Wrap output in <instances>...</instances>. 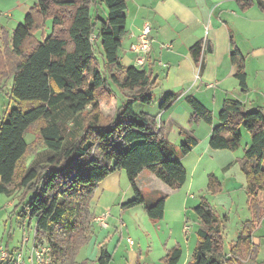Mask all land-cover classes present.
Listing matches in <instances>:
<instances>
[{
	"label": "trees",
	"instance_id": "trees-1",
	"mask_svg": "<svg viewBox=\"0 0 264 264\" xmlns=\"http://www.w3.org/2000/svg\"><path fill=\"white\" fill-rule=\"evenodd\" d=\"M237 2L243 11L254 4L264 10V0ZM94 4L105 7L106 18L93 13ZM127 6V0H36L24 22L11 35L5 34L4 52L17 59L6 79L12 81L9 95L17 105L8 107L0 118V194L16 195L14 211L22 206L17 212L22 225L29 218L27 225L31 227L35 219L37 236L52 246L53 264H80L77 254L90 239L91 203L98 186L110 174L125 171L134 193L120 208L142 205L154 222L163 219L167 195L155 198L144 194L138 187V176L149 170L172 189L182 188L188 179L181 157L189 154L198 140L185 133L177 150L156 116L135 110L138 103H153L158 79L121 61ZM49 19L52 33L33 40V47L27 50V41L43 30ZM98 43L102 64L95 52ZM202 43L191 46L195 61ZM231 44L235 76L246 92V56L233 37ZM210 51L207 45L206 52ZM112 86L129 95L110 119L104 118L100 103L106 91L113 93ZM178 96L169 93L160 108L169 109ZM186 100L193 110L192 123L202 120L213 126L211 148L237 151L242 128L251 137V144L238 160L246 179L250 218L227 252L223 221L202 198L194 208L199 227L189 264H235L242 252L258 264L261 245L254 243L253 236L264 220V108L246 111L241 102L228 99L219 111L218 124L213 125L210 110L194 97ZM32 128L36 140L28 143L25 136ZM29 158L32 161L28 164ZM220 186L211 173L208 188L217 192ZM59 229L67 234L64 241L56 236ZM182 254V247L175 246L165 260L177 264ZM111 262L107 245L101 246L98 263Z\"/></svg>",
	"mask_w": 264,
	"mask_h": 264
},
{
	"label": "crops",
	"instance_id": "crops-1",
	"mask_svg": "<svg viewBox=\"0 0 264 264\" xmlns=\"http://www.w3.org/2000/svg\"><path fill=\"white\" fill-rule=\"evenodd\" d=\"M127 3V33L119 51L124 65H135V53L130 47L136 42L142 26L146 22L152 24V50L148 55L147 63L141 68L158 79V86L153 93L155 99V92L159 91V97L155 104L154 101L148 108L140 107L141 110L156 116L158 121L161 120L159 122L166 131L168 141L175 147L180 146L185 140V133L198 140L197 146L189 154L181 157V162L188 172L187 182L182 188L172 189L149 170H144L137 178L138 187L144 194L155 198L167 195L163 219L153 223L170 229V234L173 236H169V239L173 238L175 243L168 251L178 245L182 247L180 237L177 239L175 232L177 226L183 227L185 232L183 239L188 246L190 245L184 263L189 264L197 241V238L192 237L187 231L186 225L188 208L191 206L190 197L194 196L191 192L187 194L194 186L192 177L189 180V174H201L198 170L202 167V163L211 166L215 159L224 168H228L244 156L250 144L239 158L236 151L211 148L209 141L213 126L202 120L191 122L193 110L186 98L194 97L210 110L213 114V125L218 124L219 111L228 99L241 102L246 111L264 108V10L254 4L243 11L237 0H127ZM132 5L135 10L132 9ZM231 37L246 56L248 84L246 92L241 90L235 76L236 67L230 59L233 49ZM205 40L212 51L206 52L203 67L198 73L191 46ZM164 44L169 46L164 47ZM159 69H164L165 76L161 75L162 71ZM169 93H177L179 96L169 109H161L160 105ZM187 164H190V169L187 168ZM203 173L208 176L214 173V170L203 167ZM112 175L114 173L102 181V184H106L102 191L100 189L96 191L91 203L94 218L104 209L102 199L115 193V183L109 180ZM185 188L186 194L182 195ZM146 190L148 192H145ZM10 197L16 198V195ZM17 203L18 200H14L10 205L16 206ZM20 209L18 207L16 213ZM105 209L110 212L111 208L108 205ZM120 210L121 216L125 215L126 210L121 208ZM122 224L127 226L123 221ZM263 225L264 220L260 227ZM97 226L99 224L94 223L90 232L92 238L93 230ZM253 241L262 246L261 240L256 242L254 236ZM103 245L100 243V247ZM239 261H242V257ZM249 261L247 257L242 262L249 264ZM257 263L259 264V259Z\"/></svg>",
	"mask_w": 264,
	"mask_h": 264
},
{
	"label": "rangeland",
	"instance_id": "rangeland-1",
	"mask_svg": "<svg viewBox=\"0 0 264 264\" xmlns=\"http://www.w3.org/2000/svg\"><path fill=\"white\" fill-rule=\"evenodd\" d=\"M35 3L36 0H0V52L2 53V55L0 54V86L4 85L2 91L0 90V118L8 107H15L17 105L16 100L11 99L9 95L12 81L11 79L6 80L7 77H9L7 71L12 72L14 70V63L17 59L15 55L9 51L4 52L5 34L8 33L11 35L14 29L20 23L24 22L26 13L35 6ZM93 6V13L97 11L102 18H106V9L103 5L94 4ZM132 9L135 10L133 5ZM52 29V21L49 19L46 22L44 29L39 31L35 36H33V38L27 41L26 49L30 50L33 47L31 45L33 40H36V38L43 39L50 35L52 33ZM98 46H100L99 43L95 47V52L99 57L100 64H102V56L98 50ZM159 70L162 71L161 75L165 76L164 69ZM3 73L7 75L2 77ZM112 90L113 93L106 91L103 94V98L100 103L104 118L111 119L115 117L118 107L123 104V101L129 95L128 91L120 92L113 86ZM155 95L156 98L154 99L155 102L153 101L154 104L157 102L159 97V91H156ZM140 107L148 108L149 105L139 103L136 104V112L141 111ZM159 121L161 120L159 119ZM241 131L243 139L240 148L236 151L238 158L241 156L247 145L251 144L249 132L245 128H242ZM25 138L28 143L36 140L34 128L26 133ZM172 143L174 142L172 141ZM176 149L179 150V145L176 146ZM179 156L181 155L179 154L178 157ZM238 160H236L235 163L228 168H224L223 165L219 164L217 159L213 161V165L211 166L209 164L205 165V162H203L202 167L198 170L201 174H189V180L192 177L191 179L194 181V186L187 194L189 195L191 192V195L193 194L194 196L193 198L190 197L191 200L189 205L191 206L188 208L189 214L188 220L186 221V225L188 226L187 231H189L192 237H195V239L197 238L199 221L194 208L201 202L202 198H205L212 205L215 213L223 221L224 249L227 252H229L230 248L236 243L244 227V223L250 218V211L247 202L248 194L246 191V179ZM31 161L32 158H29L28 164ZM203 167H210L211 170H214L213 174L219 178L221 182V189L217 192H213L208 188L210 174L208 176L207 174H204ZM187 168L190 169V164H187ZM119 172L120 171H116L114 172V175L109 177V180L115 183V193H111L102 199L104 209L108 205L111 208V216H109L106 220L110 227L106 229L102 228L100 225L95 227L93 230L94 237L92 238V234L90 236V232L92 231L94 223H96L94 219L102 216L108 211L106 209L100 210V215L95 218L94 214H92L91 224H89L90 239L88 243L80 249L77 254L76 261L80 264H99L98 258L100 256L101 249L100 243H102V245L107 244L108 250L111 255H113L111 264H168L165 260V256L168 253V249L175 243L173 238L169 239V236L172 235L170 234V229L166 228V226L163 227L161 224L156 225L153 223L152 219H150L147 215L145 207L142 205L136 208L132 207L134 209L127 208L125 215L122 214L123 216H121L119 205L133 199L134 193L130 186L126 172ZM105 185V183L102 184L101 182L98 189L102 191ZM145 192L148 191L146 190ZM185 194L186 188L184 189V194L182 195ZM14 200H18V198L12 197L11 199V197L6 194H0V238L3 239L4 242H9V245L12 248L17 247L23 237L22 220L14 211L15 205H10ZM20 207L22 206H19V209ZM127 210L130 211L127 212ZM28 221L29 218L24 221L25 224H28ZM122 221L125 222L127 226H124ZM35 224L36 221L34 219L31 224L33 228ZM31 233L33 238L34 231L32 230ZM255 233V241L259 242L261 240L262 243L257 262L259 259V263L263 264L264 225L261 226ZM175 235H177V239L180 237V242L183 248V256L177 264H188L184 263V260L188 255L187 252L190 245L188 246L184 241L185 239H183L185 238V232L183 231L182 226H177ZM56 236L63 241L67 238V234L60 229L56 231ZM128 238L133 239V245H130L127 240ZM195 239L193 238V241H195ZM241 257L243 261L246 260L248 256L245 252H242ZM241 262L239 261L235 264H245L244 262ZM249 262V264H253L251 261Z\"/></svg>",
	"mask_w": 264,
	"mask_h": 264
},
{
	"label": "built area",
	"instance_id": "built-area-1",
	"mask_svg": "<svg viewBox=\"0 0 264 264\" xmlns=\"http://www.w3.org/2000/svg\"><path fill=\"white\" fill-rule=\"evenodd\" d=\"M95 39L93 36L92 40ZM152 25L146 22L138 34L137 40L130 47V50L135 53V65L143 67L147 63V58L152 50ZM169 44H164L168 47ZM207 50V41H203L201 54L196 61L198 73L203 67L204 56ZM160 123V122H159ZM110 212L104 213L102 216L96 217L94 221L102 228H109L110 225L106 222ZM23 237L17 247H11L9 242H4L0 238V264H53V250L51 244L46 238L37 236L36 227H28L27 224L22 225ZM32 230L34 236L32 238ZM130 245L134 241L131 238L127 239Z\"/></svg>",
	"mask_w": 264,
	"mask_h": 264
}]
</instances>
